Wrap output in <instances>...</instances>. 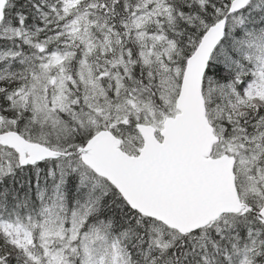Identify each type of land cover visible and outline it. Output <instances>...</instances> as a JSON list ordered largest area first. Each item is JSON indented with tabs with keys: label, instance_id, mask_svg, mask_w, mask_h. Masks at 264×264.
Masks as SVG:
<instances>
[{
	"label": "snow or ice",
	"instance_id": "6c2138e0",
	"mask_svg": "<svg viewBox=\"0 0 264 264\" xmlns=\"http://www.w3.org/2000/svg\"><path fill=\"white\" fill-rule=\"evenodd\" d=\"M0 264H264V0H0Z\"/></svg>",
	"mask_w": 264,
	"mask_h": 264
}]
</instances>
